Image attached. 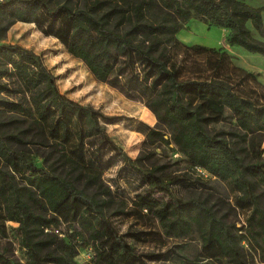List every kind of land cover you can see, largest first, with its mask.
<instances>
[{"label": "trees", "instance_id": "obj_1", "mask_svg": "<svg viewBox=\"0 0 264 264\" xmlns=\"http://www.w3.org/2000/svg\"><path fill=\"white\" fill-rule=\"evenodd\" d=\"M191 17L228 30L229 45L264 55V43L247 29L250 23L264 36L261 9L237 0H90L83 8L50 0H0V38L17 21L37 24L96 80L145 103L156 118L145 142L173 145L190 169L230 184L236 206L249 211L245 224L236 227L200 201L177 197L172 186L178 177L157 174L159 166L145 168L140 157L132 159L109 137L100 119L112 117L60 93L40 56L0 43V233H5L6 221L18 224L24 264H78L81 241L93 250L90 264L168 259L165 253L138 254L126 241V236L148 241L150 227L119 234L107 218L105 209L116 200L102 181L103 170L111 166L103 162L105 149L136 171L144 184L131 207H116L114 215L148 217L166 238L186 239L196 231L204 258L248 264L241 246L246 240L264 260V208L254 194L257 175L241 154L255 135L264 140V104L235 92L218 76L181 78L183 59L178 56L188 50L207 54L215 73L222 65L223 54L216 49L186 46L177 39ZM227 119L234 123L230 130H210ZM28 133L41 136V146L48 148L41 157L51 160L49 169L13 146L25 144ZM58 165L76 173L84 187L54 174ZM88 187L95 191L87 193ZM63 225L72 233L62 232ZM0 264L20 263L5 251Z\"/></svg>", "mask_w": 264, "mask_h": 264}, {"label": "rangeland", "instance_id": "obj_2", "mask_svg": "<svg viewBox=\"0 0 264 264\" xmlns=\"http://www.w3.org/2000/svg\"><path fill=\"white\" fill-rule=\"evenodd\" d=\"M247 6L261 9L262 22H264V0H237ZM51 4L68 3L76 8L89 6L90 0H50ZM247 29L251 36L264 43L261 36L250 23ZM228 30L218 27H208L196 17L183 23V28L176 34L177 39L186 46H204L214 48L223 54L222 65L215 73L211 69L208 55L195 50H188L178 56L183 59L181 78H207L218 76L231 83L234 91L255 102L264 104V55L245 50L238 45H229L226 36ZM0 43H9L22 46L40 56L44 65L56 77V85L60 93L79 102L90 105L99 110L104 116L112 117L111 121L104 122L107 134L119 145L132 159L140 157V162L145 168L159 166L157 174L162 173L167 179L178 177V182L172 188L175 195L183 200L193 199L200 201L210 208L218 217L228 224L241 227L245 224L248 210L236 206L234 202L235 191L228 183L209 178L200 169H190L186 164L184 155L173 145L148 144L145 142V133L148 127L156 125V118L140 100L130 99L121 91L105 82L96 80L87 70L84 63L69 54L65 46L52 35L45 34L35 23L17 21L13 23L0 38ZM228 118L230 112H226ZM233 121L214 124L210 130L214 133L220 130H230ZM36 126L41 131V125L36 121ZM17 133L16 130H13ZM25 144L14 143L28 157H33L38 167H47L51 162H43L41 156L48 154V148L41 146V136L28 133ZM245 161L251 166L256 177L254 194L259 196V202L264 208V140L259 141V136L253 137L252 145L244 144ZM151 151L155 154L147 157ZM103 162H110L111 166L102 172L103 183L110 188L115 197V202L105 209V214L119 234H126L134 230H150L148 241H138L126 236V241L131 244L138 254L165 253L168 259L150 261L149 264H232L226 257L216 259L204 258L201 241L198 233L194 231L186 239L166 238L162 235L157 222L154 224L149 218H134L123 215H114L116 207L122 205L131 207L136 194L142 191L144 184L139 174L133 171L122 160L113 155L111 150H103ZM54 174L73 179L77 187L83 188V182L75 178L64 166H55ZM93 193L94 188L85 189ZM125 204V205H124ZM18 224L12 221L5 222V233H0V253L7 252L20 264L25 262L24 250L20 247V234ZM62 232L68 234L72 230L65 225L60 227ZM255 246L254 243H252ZM244 248V258L248 264H264L259 251H255L247 241H241ZM93 250L90 244L81 241L77 249L75 260L78 264H90Z\"/></svg>", "mask_w": 264, "mask_h": 264}, {"label": "built area", "instance_id": "obj_3", "mask_svg": "<svg viewBox=\"0 0 264 264\" xmlns=\"http://www.w3.org/2000/svg\"><path fill=\"white\" fill-rule=\"evenodd\" d=\"M54 233L58 234V230H54ZM59 236H61V235H59Z\"/></svg>", "mask_w": 264, "mask_h": 264}]
</instances>
